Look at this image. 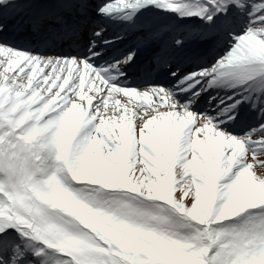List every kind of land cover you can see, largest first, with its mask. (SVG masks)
I'll return each instance as SVG.
<instances>
[{
    "label": "snow or ice",
    "instance_id": "1",
    "mask_svg": "<svg viewBox=\"0 0 264 264\" xmlns=\"http://www.w3.org/2000/svg\"><path fill=\"white\" fill-rule=\"evenodd\" d=\"M0 264H264V0H0Z\"/></svg>",
    "mask_w": 264,
    "mask_h": 264
}]
</instances>
